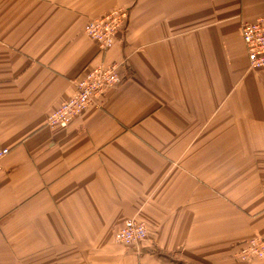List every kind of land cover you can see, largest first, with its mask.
<instances>
[{
    "label": "crops",
    "instance_id": "obj_1",
    "mask_svg": "<svg viewBox=\"0 0 264 264\" xmlns=\"http://www.w3.org/2000/svg\"><path fill=\"white\" fill-rule=\"evenodd\" d=\"M129 13L106 53L85 35ZM264 0H0V264H264V69L242 27ZM99 63L121 83L51 129ZM146 224L142 242L115 233Z\"/></svg>",
    "mask_w": 264,
    "mask_h": 264
},
{
    "label": "built area",
    "instance_id": "obj_2",
    "mask_svg": "<svg viewBox=\"0 0 264 264\" xmlns=\"http://www.w3.org/2000/svg\"><path fill=\"white\" fill-rule=\"evenodd\" d=\"M129 13L122 7H115L104 16L92 19L85 25V35L97 43L98 51L106 53L115 44L117 35L123 31L128 21ZM241 36L247 50L250 69H264V18H257L253 23L242 27ZM118 63H99L87 67L79 74L74 83L75 93L69 101L63 102L48 116L46 125L51 129L66 128L73 119L83 114L87 108L96 103L110 89L122 81L119 75ZM8 148L0 149V174L4 169L1 161L8 153ZM149 231L146 224L136 219H128L117 230L114 241L123 245L142 242ZM237 260L242 262L264 258V236H254L238 245L234 252Z\"/></svg>",
    "mask_w": 264,
    "mask_h": 264
},
{
    "label": "rangeland",
    "instance_id": "obj_3",
    "mask_svg": "<svg viewBox=\"0 0 264 264\" xmlns=\"http://www.w3.org/2000/svg\"><path fill=\"white\" fill-rule=\"evenodd\" d=\"M9 150V149H8ZM9 152V151H8ZM5 157V156H4Z\"/></svg>",
    "mask_w": 264,
    "mask_h": 264
}]
</instances>
